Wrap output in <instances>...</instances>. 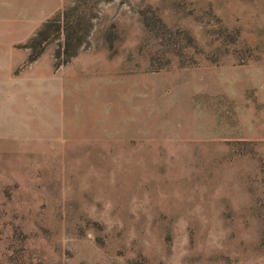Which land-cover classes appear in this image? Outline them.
Listing matches in <instances>:
<instances>
[{
    "label": "rangeland",
    "instance_id": "1",
    "mask_svg": "<svg viewBox=\"0 0 264 264\" xmlns=\"http://www.w3.org/2000/svg\"><path fill=\"white\" fill-rule=\"evenodd\" d=\"M54 2L0 0V264H264V0Z\"/></svg>",
    "mask_w": 264,
    "mask_h": 264
},
{
    "label": "trees",
    "instance_id": "2",
    "mask_svg": "<svg viewBox=\"0 0 264 264\" xmlns=\"http://www.w3.org/2000/svg\"><path fill=\"white\" fill-rule=\"evenodd\" d=\"M59 15L60 12H57L53 18H57L59 17ZM49 22L50 21H47L45 24H43V26L37 31V33L24 44V47L29 48L31 50L35 49V47L39 43V40L46 35L48 31V27L50 26ZM41 52H42L41 48L37 51H31V53L28 56V60H34L39 56Z\"/></svg>",
    "mask_w": 264,
    "mask_h": 264
},
{
    "label": "crops",
    "instance_id": "3",
    "mask_svg": "<svg viewBox=\"0 0 264 264\" xmlns=\"http://www.w3.org/2000/svg\"><path fill=\"white\" fill-rule=\"evenodd\" d=\"M61 2H62V0H55V2H54V4L53 5H51V6H43V5H41V6H39V10L41 11H39L40 12V14L41 13H44L45 11H48L49 9H57V8H59L60 7V5H61ZM34 15H32V17H33Z\"/></svg>",
    "mask_w": 264,
    "mask_h": 264
}]
</instances>
